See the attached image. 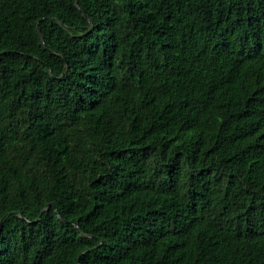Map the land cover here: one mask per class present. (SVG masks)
Returning <instances> with one entry per match:
<instances>
[{
    "label": "trees",
    "instance_id": "16d2710c",
    "mask_svg": "<svg viewBox=\"0 0 264 264\" xmlns=\"http://www.w3.org/2000/svg\"><path fill=\"white\" fill-rule=\"evenodd\" d=\"M3 219L0 264H264V0H0Z\"/></svg>",
    "mask_w": 264,
    "mask_h": 264
},
{
    "label": "water",
    "instance_id": "95a60500",
    "mask_svg": "<svg viewBox=\"0 0 264 264\" xmlns=\"http://www.w3.org/2000/svg\"><path fill=\"white\" fill-rule=\"evenodd\" d=\"M46 210V209H45ZM3 223H4V219L0 222V230L2 229L3 227Z\"/></svg>",
    "mask_w": 264,
    "mask_h": 264
}]
</instances>
